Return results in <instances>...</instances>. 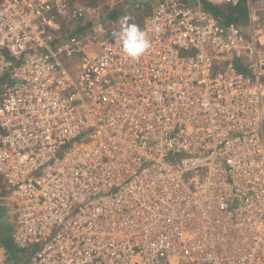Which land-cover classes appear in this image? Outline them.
<instances>
[{"label": "built area", "instance_id": "built-area-1", "mask_svg": "<svg viewBox=\"0 0 264 264\" xmlns=\"http://www.w3.org/2000/svg\"><path fill=\"white\" fill-rule=\"evenodd\" d=\"M206 1L246 13L159 0L132 60L73 0H0V200L27 264H264V0Z\"/></svg>", "mask_w": 264, "mask_h": 264}, {"label": "rangeland", "instance_id": "rangeland-1", "mask_svg": "<svg viewBox=\"0 0 264 264\" xmlns=\"http://www.w3.org/2000/svg\"><path fill=\"white\" fill-rule=\"evenodd\" d=\"M121 0H73L74 3H76L79 6L84 7V11L86 14V18L95 20V30L98 31V33L100 34L101 32V37H105L111 32L114 31H118L120 30L121 27V22L124 18H130L128 19V23H135L137 25H139L141 23L142 18L145 16L146 14V10L142 7L144 6V4L140 5L139 10H136L135 7H132V1H127L126 0H122V2H120ZM125 1V2H124ZM156 1V0H155ZM159 1V0H158ZM157 3V2H156ZM154 2V4L151 6V8L154 7V5L156 4ZM110 5L113 7L114 5H116V7H120L123 8L124 11L121 12L115 19L113 20H109V18L106 20H100V17L102 16L103 11L105 10V8L108 6L110 7ZM151 5V2L149 3V6ZM128 7V8H127ZM126 8V9H125ZM150 8V10H151ZM85 18V19H86ZM85 19H84V23H85ZM99 27L101 30H99ZM104 30V31H102ZM96 48V47H94ZM1 184V183H0ZM1 202V200H0ZM0 216H4V221L1 222L0 221V228L4 229L6 233L3 232V234L7 237V239L10 241V243L8 244V247H5V257H3L2 255H0V264H16L15 260L18 257H22V258H26V256H28L29 254V249H14L11 244V240H10V234L12 232V223H11V215L9 214V208L6 205V203L2 202V204H0ZM1 232V231H0ZM12 245V246H11ZM18 263L17 264H26L25 261H22V259H17Z\"/></svg>", "mask_w": 264, "mask_h": 264}, {"label": "trees", "instance_id": "trees-1", "mask_svg": "<svg viewBox=\"0 0 264 264\" xmlns=\"http://www.w3.org/2000/svg\"><path fill=\"white\" fill-rule=\"evenodd\" d=\"M88 1V0H85ZM91 1V0H90ZM100 1V0H99ZM103 1V0H102ZM127 1H132L131 6L135 7L136 10H139L140 5L144 4V6H142L146 11V13L150 10L151 6L154 4V2H158V0H126ZM184 3L186 4H193L195 3L196 0H182ZM122 2V0L120 1ZM125 2V1H124ZM151 2V5L149 6V3ZM201 4L204 7V9H206L207 11H210V13L217 15L221 18L222 22L225 24L228 23H238L240 19H242V17L244 16V14L246 13V7H245V3L243 1H241L240 3H238L235 6H220V5H213L211 3H209L206 0H201ZM128 8V7H127ZM126 9V8H125ZM124 9L120 8V7H116V5H114L113 7L110 5V7H106L105 10L102 13V16L100 17V20H106V18L109 20H113L115 19L121 12H123ZM88 18L85 19V24L83 26L77 27L76 32H80L86 28H89L93 25V23H95V20L89 19ZM0 221L3 222L4 221V216H0ZM0 244L4 245L5 247L9 246L8 244L10 243V241L7 239V237L3 234V232L5 231L4 229L0 228ZM6 233V232H4ZM11 240V237H10ZM11 244L12 240H11ZM11 245V246H12ZM15 250V246H12ZM17 259H22V261H25L26 263L28 262V256H26V258H22V257H18ZM15 260V263L18 260ZM16 263V264H17Z\"/></svg>", "mask_w": 264, "mask_h": 264}, {"label": "clouds", "instance_id": "clouds-1", "mask_svg": "<svg viewBox=\"0 0 264 264\" xmlns=\"http://www.w3.org/2000/svg\"><path fill=\"white\" fill-rule=\"evenodd\" d=\"M124 18L121 22L118 39L123 54L132 60L139 59L151 48V41L147 33L135 23H128Z\"/></svg>", "mask_w": 264, "mask_h": 264}, {"label": "crops", "instance_id": "crops-1", "mask_svg": "<svg viewBox=\"0 0 264 264\" xmlns=\"http://www.w3.org/2000/svg\"><path fill=\"white\" fill-rule=\"evenodd\" d=\"M217 6H218V5H217ZM151 9H152V8H151ZM150 11H151V10H149L145 15H147L148 13H150ZM0 186H1V184H0ZM0 204H2V202H0ZM4 250H5V246L0 244V255H2L3 257H5V255H6ZM26 264H27V263H26Z\"/></svg>", "mask_w": 264, "mask_h": 264}]
</instances>
